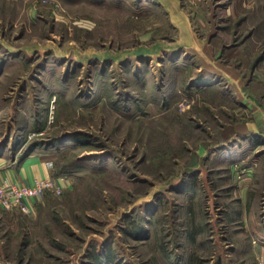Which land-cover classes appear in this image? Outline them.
Wrapping results in <instances>:
<instances>
[{"label": "rangeland", "instance_id": "obj_1", "mask_svg": "<svg viewBox=\"0 0 264 264\" xmlns=\"http://www.w3.org/2000/svg\"><path fill=\"white\" fill-rule=\"evenodd\" d=\"M263 50L264 0H0V160L68 180L0 264H257Z\"/></svg>", "mask_w": 264, "mask_h": 264}, {"label": "built area", "instance_id": "obj_2", "mask_svg": "<svg viewBox=\"0 0 264 264\" xmlns=\"http://www.w3.org/2000/svg\"><path fill=\"white\" fill-rule=\"evenodd\" d=\"M67 178L61 177H41L35 179L31 185L17 182L11 178L0 180V208L5 210H19L24 214H30L32 207L30 202L52 193L60 196L67 185ZM257 264H264V258H260Z\"/></svg>", "mask_w": 264, "mask_h": 264}, {"label": "crops", "instance_id": "obj_3", "mask_svg": "<svg viewBox=\"0 0 264 264\" xmlns=\"http://www.w3.org/2000/svg\"><path fill=\"white\" fill-rule=\"evenodd\" d=\"M250 38L251 37L248 36L246 40ZM258 56L261 57L256 62L257 63L264 62V50ZM46 167L47 166L45 163L35 158L34 156H30L26 160L22 161L21 164L16 169L10 168L8 165H6V163L3 162V160H0V180H2L3 178H11L17 182L31 185L35 179L51 176L50 168L49 167L46 168ZM30 204H32V202H30Z\"/></svg>", "mask_w": 264, "mask_h": 264}, {"label": "trees", "instance_id": "obj_4", "mask_svg": "<svg viewBox=\"0 0 264 264\" xmlns=\"http://www.w3.org/2000/svg\"><path fill=\"white\" fill-rule=\"evenodd\" d=\"M110 261V260H109Z\"/></svg>", "mask_w": 264, "mask_h": 264}]
</instances>
